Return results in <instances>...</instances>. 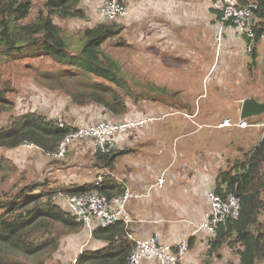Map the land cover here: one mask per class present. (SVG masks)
Listing matches in <instances>:
<instances>
[{"label": "trees", "instance_id": "1", "mask_svg": "<svg viewBox=\"0 0 264 264\" xmlns=\"http://www.w3.org/2000/svg\"><path fill=\"white\" fill-rule=\"evenodd\" d=\"M35 2L36 0H0V114L11 112V121L0 128V147L35 146L47 155V158L53 159L52 162L60 160L68 162L67 159H70L69 165L86 167V163L78 162L75 158L78 157L77 152L80 148L91 143L94 149L80 154L79 157L88 154L89 162L92 161L93 167L98 171L93 173L92 180L85 183L63 184L65 187H61L63 189L51 187L49 178L44 181L36 180L24 185L20 190L16 187H11L8 191L1 189L0 264H27L22 263L25 258L40 259L46 251L58 249L61 240L69 231L79 229L82 231L84 224L78 222L68 206L56 198L61 192L81 194L100 191L111 196L121 194L126 189L119 186L111 174H108L101 183H97L98 175L105 169L112 170L116 157L124 153V150L116 148L111 152H102L95 147L93 139L89 137L75 141L63 158H53L57 156L49 155L50 151L57 150L59 143L68 133L80 126L71 119L61 124L58 118H54L57 116H51L42 109L18 111L16 114V102L11 97V93L16 92L17 88L12 79L4 76L1 68L3 61H13L18 57L51 56L77 64L80 68L75 72L78 74L75 77L66 78L68 71L64 76L61 71L57 73L48 70L49 73L54 71L55 79L45 78L42 79V83L50 88L53 81L55 82L53 85L60 89L61 94L70 99L69 104L84 110L89 108L92 111L94 107L99 106L107 114L111 113L113 117H117L116 120H128L131 116L128 112L133 110L131 102L135 105L141 102V108L135 107L134 115L142 118L145 117L143 113L148 112L153 117L147 122L148 124L154 118H161L166 114L147 111L142 100H164L163 103L168 105V101L174 99V91L170 92V95L162 96L165 92L162 91L164 87L146 95L136 93L138 79H131L123 70L122 62L106 53L104 43L124 32L127 26L125 19L113 20L102 17L104 20L85 27L82 46L75 51L68 42L64 28L56 19H85L87 17L83 6L85 0H44L36 18L30 20L29 16ZM251 2L256 3L257 6L254 10L257 33L253 39L249 37V41L253 40L257 43L264 33L262 21L264 0H239V5L244 6ZM216 11L219 12L217 9ZM230 28L235 30V27ZM115 39L119 44H128V48L132 45L123 35ZM145 40H148V37H145ZM140 48L137 50L138 56L134 55L136 61L141 57ZM68 111L70 110H66L65 115ZM98 121L100 120L92 123ZM75 144L81 147L75 149ZM246 158L239 169L227 168L218 174L217 191L224 195L229 191L236 192L241 198L242 206L240 217L230 221L227 227L221 225L217 235L212 239L207 253L208 260L215 256L213 252L218 258L225 259L224 250L227 249L232 254V257L226 260L230 264L264 262V140L256 146L252 155ZM4 162L5 158L0 157V169ZM126 229L122 221L108 227L96 228L91 235L102 237L109 242L105 248L86 251L93 253L88 258L89 264H113L111 246L118 240L121 247H124L125 255L118 258L115 263L128 264L126 255H129L132 246L126 245L127 240H124ZM191 245L192 240L190 247ZM236 258L240 259L239 262ZM206 263L203 260L201 264ZM38 264L46 263L40 260Z\"/></svg>", "mask_w": 264, "mask_h": 264}, {"label": "crops", "instance_id": "2", "mask_svg": "<svg viewBox=\"0 0 264 264\" xmlns=\"http://www.w3.org/2000/svg\"><path fill=\"white\" fill-rule=\"evenodd\" d=\"M150 6L151 10H145L140 5H133L132 13L125 18L127 26L124 31L129 26L140 29L137 37L132 31L134 37L131 38L128 32L130 44L142 37V46L164 41L160 37L161 33L148 29V24L156 22L157 18L171 24L170 20L174 17V42H171L174 50L185 54L188 62L195 67H201L204 74L198 80L209 83V86L207 91H203L192 86L191 89L188 86L185 88L184 84L177 85L174 90V105L165 104L167 109L160 112L157 109L164 100L155 101L158 106L152 105L150 108L148 106L153 101L142 100V104L148 107L147 111L166 115L148 124L146 122V126L129 129L117 136V148L125 152L116 157L111 176L119 186L142 195L131 199L127 206L132 221L125 226L126 245L133 248L135 239L150 237L156 233L166 243H177L188 238L192 240V245L180 264H201L207 258L209 238L213 234L206 228L199 229L205 213L211 207L208 191L214 188L221 170L239 169L246 157H250L256 146L264 140L263 127H210L208 124L217 123L226 116L240 117L245 98L254 96L258 101H264V88L257 86L253 91L247 92L243 86V82L250 77L256 78L260 65L264 64V39L257 43L249 41L229 25L220 32L219 12L206 0H167ZM134 39L135 42L131 41ZM144 48L146 47L141 49ZM249 67L251 71L248 70ZM148 79L154 80V77ZM136 107L141 108V102ZM100 108H93L98 120L117 118ZM71 112L72 108L66 113L67 117ZM87 112L88 110L79 109L78 116L87 121ZM130 113L129 117L136 116L134 108L128 115ZM185 113L196 115L194 119L205 125L193 124ZM64 114L65 111L62 110L61 115ZM91 119L94 120L95 117ZM247 120L251 123L263 121L264 111L247 116ZM80 147L75 144V149ZM86 147L88 145L79 151ZM85 163L90 174L79 175L77 183L92 180L93 173L98 171L93 167L92 161L85 160ZM78 167L80 174L81 168L85 166ZM163 171H166L165 181L159 186L158 181ZM77 174L76 172L75 175ZM83 229L87 231L85 226ZM83 235L88 244L74 252L73 258L68 259V264H80L81 261L82 264H89L88 258L93 253L86 251H95L108 245L109 241L102 237H88L87 232ZM111 250L113 264H117L116 260L125 255L124 247H121L118 240L112 244ZM213 254L217 257L215 252ZM78 258L79 261L75 262ZM144 264L157 262L146 260Z\"/></svg>", "mask_w": 264, "mask_h": 264}, {"label": "rangeland", "instance_id": "3", "mask_svg": "<svg viewBox=\"0 0 264 264\" xmlns=\"http://www.w3.org/2000/svg\"><path fill=\"white\" fill-rule=\"evenodd\" d=\"M101 2L102 0H85L83 4L87 13L85 19H56V21L64 28L66 36L68 37V42L71 48L73 47L75 51L82 46L83 29L104 20L102 18L104 15L100 8ZM43 3L44 0H36L29 16L30 20L36 18L39 8ZM150 5L152 4H144L140 8L151 10L152 7ZM170 21L171 24H167L164 19L157 18L156 22H150L148 24V29L161 33L160 37L164 40L157 42L156 44H150L149 46L144 44L142 46L141 42L144 41L143 37L142 39L138 38L136 42L135 39L131 40L135 43H132L129 48L128 44H119V41L115 38H119L122 35L127 41H130L129 35L126 32H130L131 38L134 37V33L135 37L139 35V27H137L138 31L134 29L133 26H129L126 31L123 33L121 32L120 36L112 38L113 40H108L103 45L107 54L122 62L123 70L131 79H138L135 91L139 95H146L150 92L152 93L153 90L161 87H164L162 91H165L162 96L170 95V92L174 91L177 85L181 84H184L185 88L188 86L190 89L191 86L196 90L201 89L207 91L208 89L209 83H203L198 80L199 78H203L204 74L203 71L200 70L201 67H195L194 64L188 62L189 60L184 56L185 54H181L182 52L180 53L179 50H174V44H171V42H174V17H172ZM132 31L134 33H132ZM168 31H171L172 33L170 34ZM140 47L146 48L141 49ZM139 48L141 49L139 53L141 57L137 59L140 61H135L134 55L138 56L137 50ZM188 63L190 64L189 66L187 65ZM1 68L3 69L4 76L12 79V82L17 88L16 92L14 91L11 93V97L16 102V114L18 111L24 112L32 109H42L51 116H57L54 118H58L60 122H66L65 120L71 119L78 126L90 124L93 121L98 120L96 111H92L88 108V112L86 113L88 115V120L84 121L78 116L80 107L74 106V104H69L70 99L67 98L66 95L61 94L60 89H57V87L53 85L55 82H51L52 86H50V88L47 84L42 83V79L45 78L54 80V71L57 73H59L58 71H61L64 73V76L68 71L69 74H67L66 78L75 77L78 75L75 72L80 68L77 64H72L66 60L51 56H28L18 57L17 59H13V61L5 60L1 64ZM48 70L54 71L53 73H49ZM248 70L251 71L252 69L250 68ZM255 75H257L256 78L252 79L250 77L248 81L243 82V86L247 92L253 91L254 87L257 86L260 89L264 88V64L260 65L258 72ZM149 77H154L155 81L148 79ZM168 102L169 104H173L174 99H170ZM131 103L135 109L136 105L133 102ZM152 105L156 106L157 104L153 101L148 107L150 108ZM137 106H140V104L138 103ZM161 107L157 109L158 112L167 109V106L163 102ZM71 108L73 112H71L69 117H67V114H64V116L61 115L62 110L66 112V110H71ZM143 114L149 118V121L152 120L153 117L148 112ZM93 116L95 117L94 120L91 119ZM185 116L191 118L192 123L195 125L202 124L199 123L202 121H196V119H194V116L196 115L185 113ZM157 119L158 118H154L153 121ZM224 119L217 123L209 124H212V127H217V125L223 122ZM249 119L252 118L249 117ZM10 121L11 112L0 114V128L7 125ZM203 125L205 124L203 123ZM166 132L171 133V131ZM91 149H94V146L90 143L88 147L77 152L78 157L75 159L81 163H85V160H90L88 154H84L81 157H79V155L88 153L86 151H90ZM2 156L5 158V162L0 169V190L4 189L3 191H8L11 187H16L17 190H20L24 185H29L36 180L44 181L46 178L50 179L51 187H59V189H63L65 188L63 184H72L78 181L76 179H80L79 175L86 176L90 174V169L86 167L81 168L79 174L80 168L78 166L81 165L71 167L72 165H69L71 162L70 159H67L68 162L63 160L52 162L53 159L47 158V155L41 150L35 148V146L22 145L16 148L0 147V157ZM72 158L73 157H71V159ZM76 172L78 173L77 175H75ZM60 202L65 203V199L61 198ZM69 210L74 214L71 209ZM86 232L88 237H90L89 232L86 230L83 231V228L82 231L81 229L77 231H69L61 240V245L58 249L54 251H46L40 259L25 258L22 263L38 264L40 260H43L46 264H68V259L73 258L74 252L88 244L87 240L85 242V237L83 235L86 234ZM226 254L228 257H231L229 251H226ZM204 261L207 262L206 264H230V262L216 256L210 258V260L205 258ZM256 264H264V262L258 261Z\"/></svg>", "mask_w": 264, "mask_h": 264}, {"label": "built area", "instance_id": "4", "mask_svg": "<svg viewBox=\"0 0 264 264\" xmlns=\"http://www.w3.org/2000/svg\"><path fill=\"white\" fill-rule=\"evenodd\" d=\"M166 0H102L101 12L107 19H119L126 17L132 11L134 3H156ZM222 13L220 32L229 24H233L240 33L253 34L251 24L253 12L248 7L228 4L224 0H209ZM221 35L219 36V38ZM149 118L130 119L115 121L112 119H102L89 125H82L79 128L68 133L59 143L57 150L50 151L49 155L63 157L68 148L75 141L91 137L94 145L102 152H110L117 147V136L128 131L131 128L144 125ZM63 124V122H61ZM248 125L244 118L233 120L225 118L218 125ZM264 125V122L261 123ZM108 171L98 175L97 183L104 180ZM165 181V172L159 178L158 185L162 186ZM216 208V214L207 216L205 225L209 227L216 226L220 220L226 219L228 213L234 216L239 214L240 200L235 194H230L227 201H224L220 195L210 192ZM142 195L126 188L121 194L107 195L100 191H93L81 194L57 195L58 201L63 198L65 204L71 209L78 222H82L87 230L92 233L96 228L108 227L122 221L125 226L132 218L128 212V203L131 199L139 198ZM188 239L180 241L177 247L170 243L163 242L158 234L151 237L135 239L134 247L128 255V264H144L146 260H154L157 264H179L185 257L188 249Z\"/></svg>", "mask_w": 264, "mask_h": 264}, {"label": "clouds", "instance_id": "5", "mask_svg": "<svg viewBox=\"0 0 264 264\" xmlns=\"http://www.w3.org/2000/svg\"><path fill=\"white\" fill-rule=\"evenodd\" d=\"M167 1V0H166ZM206 1H208L209 3H210V5L214 8V9H217V10H219V12H220V16H219V21H220V23H221V17H222V11L220 10V9H218L212 2H210L209 0H206ZM225 2H226V0H224ZM160 2H164V1H160ZM160 2H156V3H160ZM226 3H228V2H226ZM140 5V6H142V5H144V4H154V3H134L133 5ZM228 4H235V3H228ZM253 5V9L252 8H250L249 7V5ZM236 5H238V6H242V5H239V0H238V3H236ZM242 7H248V8H250L251 10H252V12H253V18H252V21H251V24H252V27H253V34L252 35H249V34H247V33H240L237 29H236V27L233 25V24H231V23H229L228 25H229V27H235V31H237L238 33H240L241 35H244V36H246L248 39H249V37L250 38H254L255 37V35H256V33H257V25H256V21H255V14H254V10L256 9V3H254V2H251V3H249L248 5H244V6H242ZM132 10H133V8H132ZM131 13H132V11H131ZM130 13V14H131ZM129 14V15H130ZM129 15H127V16H129ZM126 16V17H127ZM126 17H121V18H119V19H125ZM105 18V17H104ZM105 19H107V18H105ZM113 20H116V19H113ZM263 39H264V33L262 34V36H261ZM261 38V39H262ZM244 102V101H243ZM241 111H242V108H241ZM226 117H229V118H232L233 120H239V118L241 117V118H244V119H246L247 120V117H243L242 115H241V113H240V117H238V118H233L232 116H226ZM226 117H224V118H226ZM142 118H147L146 116L145 117H142ZM142 118H137L136 116H132V117H130L128 120H130V119H142ZM105 119H107V118H105ZM109 119H111V118H109ZM112 120H115V121H120V119L119 120H116V119H112ZM149 121V120H148ZM147 121V122H148ZM248 121V120H247ZM264 122V120L263 121H258V122H253V123H251L250 121H248V125H246V126H255V127H263L264 128V125H262L261 123H263ZM95 123V122H94ZM91 124V123H90ZM146 124V123H145ZM144 124V125H145ZM86 125H89V124H86ZM144 125H140V126H144ZM199 125H203V124H199ZM208 126H210V127H212L213 125H209L208 124ZM223 126H238V127H241V125H217V127H223ZM246 126H242V127H246ZM138 127V126H137ZM134 128H136V127H134ZM131 129H133V128H131ZM117 148V147H116ZM115 148V149H116ZM118 149V148H117ZM114 150V149H113ZM111 152V151H110ZM104 171H108V173L105 175V177L108 175V174H111L112 173V171L111 170H109V169H105ZM104 171H102V172H104ZM101 172V173H102ZM165 172V174H166V171H163L162 173H164ZM105 177H104V179H105ZM98 178V177H97ZM210 192H213L214 194H218V195H220L221 197H222V199L224 200V201H227L228 200V197H229V195L230 194H235L237 197H238V199L240 200V208H239V214L237 215V216H234V214L233 213H228L227 214V217H226V219H223V220H220L219 222H218V224L216 225V226H213L212 228L211 227H209V226H207V225H205V221L207 220L206 218H207V216H210V215H213V213H217L215 210H216V208H215V206L213 205V202H214V200H213V198H212V196L210 195ZM208 195H209V199H210V202H211V207H210V209L205 213V217H204V219H203V221H202V223L199 225V229H202V228H206L207 230H209L210 232H212L213 234L211 235V237L209 238V249H210V246H211V241H212V239H214V237L217 235V232H218V230L220 229V227H221V225H224V226H228L229 224H230V221H232V220H237L239 217H240V212H241V206H242V204H241V198H240V196L236 193V192H234V191H229L227 194H223V193H221V192H218L217 191V189H216V182H214V188L213 189H210L209 191H208ZM234 222V221H233ZM232 222V223H233ZM88 231V230H87ZM89 232V231H88ZM157 234V233H156ZM89 235H90V237H92V235H91V233L89 232ZM159 235V234H158ZM183 239H186V238H183ZM183 239H181V240H183ZM188 239V238H187ZM180 240V241H181ZM189 241H188V249H187V252L189 251V248H190V239H188ZM180 241H178L177 243H170V244H172V245H174V247H177L178 246V244L180 243ZM226 251H229V250H227V249H225L224 250V255H225V261L227 260V259H229L230 257H228L227 256V254H226ZM187 252H186V254H187ZM230 252V251H229ZM231 253V252H230ZM186 256V255H185ZM231 257H232V254H231ZM185 258V257H184ZM79 259V258H78ZM78 259L77 260H75V262H77L78 261ZM239 258H236V261L237 262H239ZM236 262V263H237ZM75 264V263H74ZM179 264H180V262H179Z\"/></svg>", "mask_w": 264, "mask_h": 264}, {"label": "water", "instance_id": "6", "mask_svg": "<svg viewBox=\"0 0 264 264\" xmlns=\"http://www.w3.org/2000/svg\"><path fill=\"white\" fill-rule=\"evenodd\" d=\"M228 3H238V0H226ZM253 9V5H249ZM264 111V101H258L254 96L244 99L241 115L247 117Z\"/></svg>", "mask_w": 264, "mask_h": 264}]
</instances>
